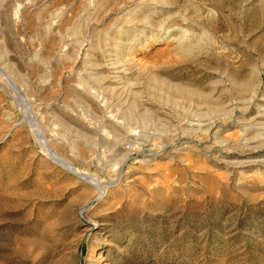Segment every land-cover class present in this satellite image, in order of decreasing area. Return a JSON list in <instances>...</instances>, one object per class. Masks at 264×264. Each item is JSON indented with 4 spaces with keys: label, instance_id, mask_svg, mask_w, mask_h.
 Listing matches in <instances>:
<instances>
[{
    "label": "rangeland",
    "instance_id": "1",
    "mask_svg": "<svg viewBox=\"0 0 264 264\" xmlns=\"http://www.w3.org/2000/svg\"><path fill=\"white\" fill-rule=\"evenodd\" d=\"M99 2L95 9L98 0H23L18 13L15 3L0 10L7 49L0 57V264H264V139L256 137H264V0ZM60 11L52 27L69 41L81 33L93 44L98 71L121 88L115 97L139 92L138 104L153 111L146 126L155 135L134 146L121 135L131 147L123 181L91 212V233L80 212L92 184L47 157L20 98L4 84L5 75L19 72L45 126L59 128L67 118L98 136V119L69 87L83 60L41 63L60 45L56 35L43 46L41 24ZM116 44L120 77L105 66ZM168 86L205 100L172 98ZM213 107L232 117L206 115ZM122 118L138 130L144 124ZM112 150L100 145L98 154L110 162ZM63 154L105 183L116 175L117 165Z\"/></svg>",
    "mask_w": 264,
    "mask_h": 264
},
{
    "label": "bare ground",
    "instance_id": "2",
    "mask_svg": "<svg viewBox=\"0 0 264 264\" xmlns=\"http://www.w3.org/2000/svg\"><path fill=\"white\" fill-rule=\"evenodd\" d=\"M22 2L23 0H0V10H4L3 7L7 3H11V4L15 3L17 9L16 11L18 13V10L21 7ZM99 5L100 2L98 0V3H96L95 5L96 6L95 9H97ZM60 13L62 12L61 11L56 13L52 12L47 20L43 21L42 24L40 23L41 31H43L46 36V38L42 40L43 46H45V44L50 40L51 36L57 35L60 42L59 46L57 47L52 46V50H50L47 55H43L41 57V63L44 65L45 64L49 65L50 63L54 62L58 65H61L66 61L79 60V59L83 60L84 67L82 69L75 70L74 72L72 71L70 72L69 74L70 77L75 76L77 81L76 83L71 84L69 87L71 93L73 94L72 97L75 100L76 104L80 106L88 116H92V117L94 116V118L98 119L99 124L96 127V134L98 136L90 134L91 131H89L87 129L88 127L86 126L84 127V130L76 129L72 124V120L71 119L68 120L67 118L66 120H62V119L59 120L60 121L59 128H52V127L49 128L45 126L43 123L45 115H40L41 117H39L34 113L33 110L34 101L32 99L28 100V95H27L30 85L27 84L26 82L27 79L25 80L24 78L25 76L21 75L19 72L16 71L15 77H12L10 75L9 76L5 75L6 78L4 79V84L10 87L14 91V94L20 98L21 100L20 102H22V106H23L22 108L25 112L24 121L31 128L32 134L40 143V146L43 148V151L45 152L47 157H49L51 160H53L55 163L59 164L63 168L68 169L71 172L79 175L88 183L92 184L95 193L93 197L90 198L84 204L80 212L81 220L84 223V230L86 231V233H91V231L93 232V230L96 227V221L94 220V216L91 215V212L97 206V204L105 196H107L108 192L110 193L109 189L111 187L123 181L122 172H123V166L126 163L125 160L127 155L126 152H128L131 147L122 144L120 142L122 139L121 135L123 134V132H125L127 137L126 139L130 141V143L133 142L132 146H134V144L136 143H139V141L142 139H148L152 135H155L153 133H150L149 130L147 129L148 127L146 126V122L152 119L153 117V111L146 106L141 107V105L138 104L137 99L139 96V92H133V93L130 92L131 94H127L126 96L120 94L119 96L115 97L119 93L118 91H120L121 88L113 87L112 85L110 86V84L107 81V77L108 80H110L112 79V76L109 75L105 76L104 73L98 71L99 66L101 64L96 60V58H94V52L92 50L93 44L91 42L85 44L84 42L86 40L83 38V35L81 33L78 34L76 38H73V40L71 38V41H69L68 38L66 39L64 36H61L59 29L52 27L54 25L53 23L54 20L57 17H60ZM119 31L122 32L123 29H119ZM41 36L43 37V35ZM3 40H4V34L0 32V57H2L7 51L6 44L4 43ZM50 42H48V44ZM114 46L116 49H115V54L113 56V61H109L105 66L107 67L109 73H113V75H115L116 77H120L121 75L120 73H122V71H125L124 64H121L123 60L121 56L123 54L122 52L123 50L120 47V44H116ZM43 68H45V66H43ZM46 73L48 72L46 71ZM44 79L42 78L41 80L45 82ZM160 82L165 85L167 84L164 80ZM39 84L41 85V83ZM256 88L257 85L254 86L253 89L255 90ZM168 89L172 90V95H170L172 98L184 97L190 100H196L198 102L201 100H205L203 99L204 98L203 96H201L199 93L195 91L188 90L186 92L185 89H180V88H177L176 90L172 86H168ZM246 104H247L246 102H243V105ZM69 106L64 105L67 114L72 115L71 117L74 120L82 121V118L78 113H73V114L70 113V111H75V110L74 108L72 107L70 108ZM205 112H207V110ZM122 114L128 117L129 119L135 121V123L136 122L144 123L141 126L142 127L141 130H138L137 127H134L133 122L130 123L124 121L122 118ZM215 114L228 115L229 117H232L233 113L226 112L225 108L220 109L219 107H213L211 108L210 112L208 111V113H206V115L208 116H212V115L214 116ZM48 131L50 134L47 133ZM262 135L264 136V133ZM110 136L114 138L116 141V143H114L115 144L114 146H112L113 143L110 142ZM256 137L257 140L264 139V137L259 139L258 138L259 135ZM81 144H85L86 150L80 148ZM100 145L102 146L106 145L107 148L109 149L113 148L112 152L114 156L111 157L109 160L112 163L104 160L105 157L102 158L99 156L98 148ZM66 150H68L69 152L75 155L77 154V156L80 155L82 161L86 163L96 162L98 166H102L106 164L109 165V167H112L113 165L115 166L117 165L116 170L113 169V171H116L115 173L116 175L112 178V180L109 183H105L102 180L100 181L96 176L90 174L88 171H84L77 168L76 165L72 163L73 161L71 162L69 160V157L67 158L63 154L64 151ZM72 157L74 158V156Z\"/></svg>",
    "mask_w": 264,
    "mask_h": 264
}]
</instances>
